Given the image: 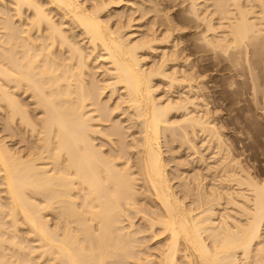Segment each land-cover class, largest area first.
Here are the masks:
<instances>
[{
    "label": "bare ground",
    "instance_id": "bare-ground-1",
    "mask_svg": "<svg viewBox=\"0 0 264 264\" xmlns=\"http://www.w3.org/2000/svg\"><path fill=\"white\" fill-rule=\"evenodd\" d=\"M148 1L0 0V113L24 145L0 137V264H264V179L215 124L202 64L183 69L194 48L264 101V0H166L192 49ZM149 11L163 30L135 35ZM171 144L206 174L170 169Z\"/></svg>",
    "mask_w": 264,
    "mask_h": 264
},
{
    "label": "rangeland",
    "instance_id": "rangeland-1",
    "mask_svg": "<svg viewBox=\"0 0 264 264\" xmlns=\"http://www.w3.org/2000/svg\"><path fill=\"white\" fill-rule=\"evenodd\" d=\"M131 1H134V0H131ZM142 1L144 2V0H142ZM156 1H158L159 3L162 4V5L160 4V6H159V7H161L160 9L163 10L162 11V15L163 14H165L167 16L171 15L170 16V17H172L171 19H174V20H175V18H178L177 17L178 16L177 14H179V12H178L179 10H177V7L176 6H174V8L172 7L173 6L172 5V2L167 1V2H169V3H167L166 0H163V3L160 2L162 0H156ZM148 2H149L148 0H145L144 4H145V6L148 4L147 6L150 7V5H149L150 3H148ZM168 6L170 8L172 7L174 10L173 9H170ZM164 8H165V10H164ZM137 13H135V14H137L138 17L136 15H134V18L136 17L135 20H138V19L139 20L136 21L135 23L132 22L133 23V27H134V25L136 26V27H134V29L137 30V27L138 28L141 27L142 24L145 21H146V23L143 24V26H144L143 29H142V27L138 29L139 32L142 30L140 32V34H136V33H138V31L136 32L134 30L136 32L135 35H138L139 36V35H142V33H145L147 31V23L148 22H150L151 24H153L152 22L155 21L154 28L157 26V24L159 22H161L160 21L161 19L159 20V16L157 17L153 11H149L147 13L148 15L146 14L144 16H140L141 14L139 12H137ZM166 13H169V15L166 14ZM175 13H176V17H174L175 16ZM141 17H143V18H141ZM149 17H151V18H149ZM156 19H157L158 23H157ZM178 19H176L177 21L175 20V22H176V23L174 22L175 25H177V27H178V25H180V26L182 24H184V25H182L181 27L180 26L178 27V29H177L178 32L176 30L174 32L173 37L175 36L174 38L176 40L178 39V37H180L178 39V41H179V40H181V38H182V36L184 34L182 40L184 39L186 41L187 38H188V41H186L187 43L184 40H183L184 41L183 43H185V45L188 44L187 45L188 46L187 48L189 49V48H191L190 46H191L192 41H193L192 40L193 39L192 37L194 35L193 34L194 33L193 28L191 29L192 23H189V21H184V20H182L183 22H181V19H179V24H177L178 23ZM141 20H142V22H141ZM184 22H186V23H184ZM160 25L161 24H158V26L156 28L159 27L158 30L159 31H162L163 28H164V25H161L162 28H161ZM187 25H189L188 26L189 29L186 28ZM182 27H183L184 33L181 30ZM184 28H186V30ZM144 29H145V31H144ZM190 29L192 31H190ZM177 33H179L181 35H179ZM176 35H179V36H176ZM185 35H187L189 37H187ZM190 41H191V44L188 43ZM170 44H171V42L169 43V46H170ZM181 44L182 43H180L179 46H181ZM169 46L165 47V49L168 48ZM188 49H186V51L187 52H190L192 48L190 49V51ZM192 51L195 52L196 49L194 50V48H193ZM192 51H191L190 54L184 53V55L188 54L189 55V58H191V59L186 60L187 61V64L185 66L182 64L181 67L184 66L183 69H185L187 67L189 61L191 62V60L192 61L195 60V64L199 61L198 64H196V65H200V64L203 65V66L200 65L201 66L202 73H201V77L198 78L197 82L202 81V84H203L202 86H204L203 88L206 89V90H202L204 92L203 93L204 98L206 99L205 103L208 100L207 103H209V104H207V105H208V108L211 111L212 118L213 119L215 118L214 119L215 124L217 125V127L220 126L218 128H220L222 130L221 131L222 134H224V135L227 136V137L224 136V138H226V140L232 145L231 146L232 147L231 149H232L233 154L236 155L235 157H238L239 156L238 157V160L240 162L242 161V164L243 165L244 164H246V165L249 164L250 165V163H251L250 166H252V165L256 166V167H253L252 166V168H254L255 171H253V169L251 171L254 172V173H258L259 172V174H257V176L259 175L258 177L264 179V109H262V107H264V106H262V105H264V101H261V100H258V99H257V101L255 99L253 100V97L254 96L252 95V93H250L251 92L250 89H249L250 87H248L249 85L246 83V81H244V80H246V78L244 76H242V78L244 77L245 79L240 80L241 79V76H237L236 75L237 76L236 77L235 76V73L236 72L235 71L233 72V70L230 69V64L229 63H227L226 61H223V60L221 61V59H219V61H218V59H216L215 62H214V59L208 60V59H205L204 57L203 58L202 57L200 58V55L198 54L199 52H196L197 53L196 54L194 52L192 53ZM191 54H195V55H191ZM197 56H199V57H197ZM194 57L196 59H194ZM200 59H205V62H204V60H201V62H200ZM208 61H209V64L207 63ZM203 62L205 63V65L206 64L207 65L205 66ZM210 63H212L213 66ZM215 65H218V66H215ZM226 65H228V66H226ZM223 66H224L225 70H224V68H222ZM225 66L227 68L229 67L228 70H227V68ZM202 67H204V68L202 69ZM215 67H217L216 68L217 70L215 69ZM197 68H198V66H197ZM212 68L215 69V70H213ZM229 69L231 71H229ZM201 70H200V72H201ZM232 72L234 73V75H233ZM230 75H231V78L229 77ZM232 75H233V77H232ZM232 78L234 79L235 84L233 83V79ZM199 79H201V80H199ZM202 79L205 80V81H203ZM242 81H244V82H242ZM231 82H232V84H230ZM241 82H242V84H241ZM243 83L247 84L248 86L245 85V84L243 85ZM205 85H206L207 88L205 87ZM161 87H162V91H163V93H161V94L164 95L165 94L164 93L165 92L164 90H165V88L168 89V87H166V86H161ZM166 94H165V97H167L169 95V94L168 95H166ZM206 95L208 96V98H207ZM260 95L262 96L261 93H259V97H260ZM22 98L25 99V100H27V102H30V98H28L26 96H23ZM260 98L262 99V97H260ZM0 116H1L0 120L2 119L0 121V137H1L3 135V133L5 132V130L3 128L4 125H2L4 123V121H3V117L1 115V113H0ZM6 133H4L5 135L2 136V139H4V137H6L5 140H8L10 138L7 139V134ZM130 137L131 136H129V138ZM228 137L230 138V140H228L229 139ZM131 138L129 139L130 141H131ZM99 141H100V139H98V142ZM231 141H232V143H231ZM7 142L9 144H11L12 147H14L13 145H15V147H17L16 149H19V150H21V148H20L21 146L22 147L24 146V145H21V142L19 143L18 140L14 141V142L13 141H10L11 143L8 140ZM16 142H18V144ZM98 142H96V143H98ZM107 143L109 144V142H107ZM22 144H23V142H22ZM199 145H200V143H199ZM172 146L170 148H173V150L174 151H177V152H169L167 146H163V151L164 152L167 151L166 154H168V155L164 154L166 156V157L164 156V158L167 159V156L170 155L168 157L170 159V160L168 159L170 162L167 161L168 162V165H170V166H168L169 168L172 167V169L174 168V170H176V167L178 166L177 163H181L180 167L181 166H183V167H181V169H179L180 167H178V170H180L179 173L181 172L183 176H184L185 173L186 174L188 173L187 174V176H188V175L193 174V172L195 173L197 171H201L202 173H205L206 174V172L204 171L205 170V168H204L205 164H201V162H195V161L193 163H191V162L188 163L190 161V157H192V156H189V159H188L187 158L188 157V152L186 150H183V149L181 150V149H178L177 147H175V149H174V145H172ZM105 147L106 148H104V146H103V149L104 150H107L108 149L107 148V145H105ZM181 151H185V152H181ZM203 152H204L203 154L206 157L209 156V154H210L208 151H206V153H205V151H203ZM170 153H172V154L174 153L175 155L173 154V157H171L172 154H170ZM177 157H178V160L180 162L178 160H176ZM210 157H211V154H210L209 158L207 157L208 158L206 160V162L208 161L207 163H209V162L211 163ZM171 159H174V160H171ZM183 160H184L185 163L183 162ZM186 161H188V162H186ZM198 163H200V164H198ZM175 164H177V165H175ZM184 164H187V165H184ZM188 164L189 165L191 164V165L189 166ZM182 170H184L185 172L182 171ZM256 171H258V172H256ZM183 172H184V174H183ZM186 174H185V176H186ZM207 176L208 177H206V180H209L212 183L213 180H211L212 177H211L210 173ZM258 177H257L258 180H262V179H260ZM209 181L208 182L206 181V182L211 185V183ZM262 181H264V180H262Z\"/></svg>",
    "mask_w": 264,
    "mask_h": 264
}]
</instances>
